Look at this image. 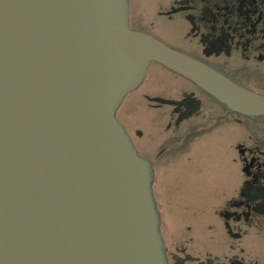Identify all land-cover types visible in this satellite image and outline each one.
I'll return each instance as SVG.
<instances>
[{"label": "water", "instance_id": "obj_1", "mask_svg": "<svg viewBox=\"0 0 264 264\" xmlns=\"http://www.w3.org/2000/svg\"><path fill=\"white\" fill-rule=\"evenodd\" d=\"M151 62L264 118L263 94L132 28L129 0H0V264H167L152 161L117 118Z\"/></svg>", "mask_w": 264, "mask_h": 264}, {"label": "flooded vegetation", "instance_id": "obj_2", "mask_svg": "<svg viewBox=\"0 0 264 264\" xmlns=\"http://www.w3.org/2000/svg\"><path fill=\"white\" fill-rule=\"evenodd\" d=\"M144 1L129 0L132 28L150 32L264 95V0H153V18L145 13ZM170 72L186 85L156 80L152 95L142 94L158 113L160 129L148 138L137 125L121 121L135 148L152 161L153 169L164 160L184 179L199 173L189 164L204 138H224L225 160L210 186L216 220L185 222L171 232L161 227L167 264H264V199L255 198L253 191L264 187V118L229 110Z\"/></svg>", "mask_w": 264, "mask_h": 264}, {"label": "rangeland", "instance_id": "obj_3", "mask_svg": "<svg viewBox=\"0 0 264 264\" xmlns=\"http://www.w3.org/2000/svg\"><path fill=\"white\" fill-rule=\"evenodd\" d=\"M144 2H146L145 13L153 18V0H145ZM156 80H162L166 84L172 82L178 87L186 85L184 79L174 77L162 65L151 62L141 85L125 96L117 110V118L120 122L122 121L130 127L137 125L148 138L153 135V130L160 129V125L156 122L158 113L148 106L147 101L142 98V94L152 95L153 82ZM219 135L223 136V134ZM223 146V137L212 136L202 139L198 151L189 164L196 168L199 173L198 175L186 176L187 179L178 177L164 160L155 167L173 229L185 222L193 224L196 221L195 225H198L216 220L210 208V205L216 202V198L212 197V190L210 192V186L212 177L218 175V169L225 160L222 154ZM209 177H211V181L207 182ZM188 179L193 180L195 185H190L191 180ZM186 181L189 182L186 183ZM187 188H195L196 192L191 193ZM203 209L205 210L203 211Z\"/></svg>", "mask_w": 264, "mask_h": 264}, {"label": "crops", "instance_id": "obj_4", "mask_svg": "<svg viewBox=\"0 0 264 264\" xmlns=\"http://www.w3.org/2000/svg\"><path fill=\"white\" fill-rule=\"evenodd\" d=\"M153 170H154L153 193H154V197L157 203V207L160 212L161 227L164 232H167V231L171 232L174 229H173V226L170 220L168 209H166L167 206H166L164 195H163V192L160 186L156 168Z\"/></svg>", "mask_w": 264, "mask_h": 264}]
</instances>
